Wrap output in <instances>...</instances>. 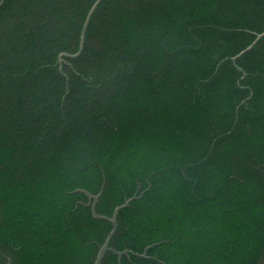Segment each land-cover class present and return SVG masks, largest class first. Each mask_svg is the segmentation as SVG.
Here are the masks:
<instances>
[{
	"label": "trees",
	"instance_id": "16d2710c",
	"mask_svg": "<svg viewBox=\"0 0 264 264\" xmlns=\"http://www.w3.org/2000/svg\"><path fill=\"white\" fill-rule=\"evenodd\" d=\"M0 0V264H264V0ZM146 256L139 257L144 253Z\"/></svg>",
	"mask_w": 264,
	"mask_h": 264
},
{
	"label": "water",
	"instance_id": "95a60500",
	"mask_svg": "<svg viewBox=\"0 0 264 264\" xmlns=\"http://www.w3.org/2000/svg\"><path fill=\"white\" fill-rule=\"evenodd\" d=\"M101 0H96L95 3L92 5L91 9L89 10L87 16H86V19H85V22L83 24V27H82V32H81V36H80V43H79V48H78V51L74 54V55H68V54H61L59 56V59H58V62L61 63V57L63 56H66V57H69V58H76L78 57L81 52H82V49H83V42H84V34H85V31H86V28L88 26V23L90 21V18L92 16V14L94 13V11L96 10L97 6L99 5ZM264 36V32L262 34H259L257 35L256 39L254 40V42L249 46L247 47L245 50H243L242 52H240L236 57L232 58V60L234 61L237 57H240L241 55H243L245 52H247L248 50H250L254 45L255 43L261 39L262 37ZM73 193H83L87 196L88 198V204L87 206H90L91 208V213H92V216L94 219H97V220H105L107 222H109L112 226V229L110 231V233L108 234L104 244L100 247L99 251H98V254L96 256V259L94 261L93 264H101L105 254L107 252H111L115 255H117L118 257L122 256V255H125V254H130L131 252L130 251H124V252H116L114 250H112L110 247H109V244H110V241L112 239V237L114 236L115 232H116V229H117V215H118V212L124 208H126L132 201H134L135 199H137L136 196L130 198V199H127L124 204L116 207L112 213V216L110 218L108 217H104V216H99L96 214L95 212V207H96V204H97V201H98V198L100 196V193L97 195V196H93L91 194H89L88 192L84 191V190H76L74 191ZM149 248H146V250L144 251V253L142 255H140L139 257H145L146 256V251L148 250Z\"/></svg>",
	"mask_w": 264,
	"mask_h": 264
}]
</instances>
